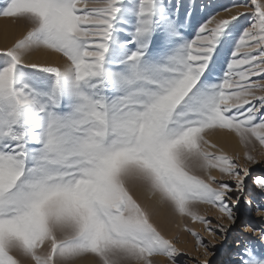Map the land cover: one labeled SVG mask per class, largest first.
<instances>
[{
    "label": "snow or ice",
    "instance_id": "obj_1",
    "mask_svg": "<svg viewBox=\"0 0 264 264\" xmlns=\"http://www.w3.org/2000/svg\"><path fill=\"white\" fill-rule=\"evenodd\" d=\"M234 7L249 26L245 12L201 22L182 0H0L25 29L0 48V264H177L158 209L162 224L226 237L252 203L248 180L264 194L247 151L264 148V0ZM47 53L64 63L32 59ZM217 131L248 164L212 151ZM199 205L221 214L215 226ZM183 229L211 264L216 243ZM232 264H264V244Z\"/></svg>",
    "mask_w": 264,
    "mask_h": 264
},
{
    "label": "rangeland",
    "instance_id": "obj_2",
    "mask_svg": "<svg viewBox=\"0 0 264 264\" xmlns=\"http://www.w3.org/2000/svg\"><path fill=\"white\" fill-rule=\"evenodd\" d=\"M245 2H250V0H182L185 8L190 7L195 17L201 22L211 16H216L217 19H220L227 18L237 12L246 13L245 9L234 7V5ZM225 9H231V11L227 12ZM183 11L184 10L182 9L181 15H183ZM217 13L219 15H217ZM1 19L6 18L0 17V20ZM239 22L241 26L247 27L251 22V16L246 13L244 17L240 18ZM19 27L23 29V32L25 31L22 25ZM63 63L64 59L60 57V62L58 64ZM220 132L221 131L210 132L207 134L206 139H208L209 135ZM231 135L237 142L232 144L229 150L219 147L212 140L208 139L211 143L217 146V148L212 149V151L223 149L225 153L232 156L233 159L240 165L248 164L244 158V153L246 151L244 145L240 143L238 137L234 134ZM247 151H251L252 155L255 156L257 160L256 164H248V167L251 170V175L254 178L264 173V148H261L259 144H256L255 148L249 146ZM213 174L217 176V179L220 178L218 172L213 171ZM248 184L250 195L246 199H250L252 203H244L239 206V211L236 212L238 217L237 222L235 225H230V231L227 233L226 237H221L219 234L211 235L204 229L203 225L199 223L193 224L188 218L181 219L180 217H175L167 224H162L159 217L157 218L155 215L152 216V222L158 229L161 230L162 234L166 238L173 239L177 248L180 249V253L177 257V264H197L198 261L204 259L203 250L197 248L195 238L184 231L183 224L185 223H187L189 227L195 228L205 241L211 240L216 243V248L213 250V254L208 257L211 264H232V262L236 259V249L240 248L242 244H255L257 247L264 244V240H260L258 235L260 230L264 229V217L261 216V213L264 212V208L260 207V205H264V194H262L259 189L255 188L251 179L248 180ZM140 194L139 189L133 190V195L136 198H139ZM198 211L201 215L210 219L213 226H215L221 218V214L217 211V209L211 208L208 205H199ZM234 211L236 210L234 209ZM224 222L227 223L226 218L224 219ZM248 228H254L255 232L247 231ZM153 260L154 264H172L171 261L163 256L154 257Z\"/></svg>",
    "mask_w": 264,
    "mask_h": 264
},
{
    "label": "bare ground",
    "instance_id": "obj_3",
    "mask_svg": "<svg viewBox=\"0 0 264 264\" xmlns=\"http://www.w3.org/2000/svg\"><path fill=\"white\" fill-rule=\"evenodd\" d=\"M19 26V24H16L9 19L0 20V48L10 46L15 39L19 38L24 33L23 29ZM32 59L48 61L52 64H58L60 62V56L55 53L39 54L37 56H33ZM208 139L212 140L215 144L225 150H229L232 144L237 142L231 134L223 131L209 135ZM140 193V197L137 199L142 205L150 206L154 203V201L150 200L149 197L142 192V190H140ZM157 211L159 215L155 216L161 219V216H163V210L158 209ZM80 264H94V261L91 258H81Z\"/></svg>",
    "mask_w": 264,
    "mask_h": 264
}]
</instances>
